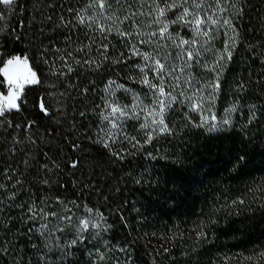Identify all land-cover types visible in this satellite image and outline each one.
I'll return each instance as SVG.
<instances>
[{
	"label": "trees",
	"instance_id": "1",
	"mask_svg": "<svg viewBox=\"0 0 264 264\" xmlns=\"http://www.w3.org/2000/svg\"><path fill=\"white\" fill-rule=\"evenodd\" d=\"M52 2L57 5L55 9L41 7L48 0L40 3L18 0L14 10L0 5V13L4 15L0 21L3 25L0 29V53H3L0 67L14 54H27L43 81L41 85L28 86L22 97L26 99L23 111L11 113L14 124L36 122L32 130L36 139L33 159L27 169L23 164L19 169L24 173V187L30 191L22 190L15 203L31 199L33 192L37 204L42 196L47 197L41 206L47 213L55 215L40 222L46 223L47 227L54 223L57 227L41 229L46 234L50 233V228L54 232L48 234L49 244L56 243V231H72V219L62 221L65 212L79 214L91 209L98 216L102 214L103 223L111 227L107 228L104 237H91L83 244L78 243L71 249L72 255L64 256L61 250L50 248L49 264H264V255H260L264 253V64L260 63L257 49H253L257 53L254 59L245 47V42L257 44L258 48L264 46V0H241L244 5V16L239 21L241 43L233 61L223 71L221 88L214 103L210 105L206 100L203 104V116L214 114L218 122L230 115L231 127L222 125L227 131L214 132L206 131L207 126L195 127L203 116L192 111L190 105L175 103L166 113V120L170 126L180 129L179 135L157 136L150 144H145V130L128 124L126 133L135 136L143 147H133L134 141L127 139L117 141L112 147L124 149L123 160L93 142L101 122L99 113L110 104L108 91H105L108 80H114L113 85H122V90H140L144 85L140 68L147 69L143 55L157 57L184 53L176 50L175 40H191L193 34L188 26L175 24L169 25L172 38L167 34L161 37L160 25L154 23L156 5L152 0H146L142 6L139 0H122L128 12H143V15L128 20H123L127 13L119 5H114L115 15L109 20L106 17L112 10L99 9L94 0ZM89 2H93V7L85 14L102 25H111L112 34L103 40L94 22L90 35L96 37V43L90 49L78 51L79 41L87 42L84 25L50 29L55 26L56 13L74 16L75 13H68L69 7L80 10ZM177 10L168 12V17H175ZM49 13H52V21L46 18ZM116 16L123 23L116 20ZM117 28L133 35L121 39L116 35ZM69 30L73 41L77 37L79 41L72 43L64 39ZM153 31L157 35H151ZM137 32L139 35L135 34ZM141 39L145 42L140 43ZM224 40L221 32L211 45L204 44L199 63H195L194 75L198 80L212 79L214 73L209 69L214 51L223 46ZM100 43L109 45L106 55L110 60L104 61L98 70H90L83 63L77 65L71 57L67 58V63L74 70L68 72L67 67H62L61 57L69 51L81 61L88 57L103 59L96 51ZM130 43L135 44L140 55L128 59ZM44 48L47 52L41 59L40 52ZM121 52L124 54L121 59L126 62L111 63ZM53 72L65 75H53ZM239 80L247 83V89L242 93L235 88ZM84 88L88 89L87 93L82 92ZM7 89L6 80L0 75V93L5 94ZM122 90L114 95L117 103L129 100V95ZM40 98L50 102V115L39 110ZM234 103L241 105V109L237 113H226ZM250 105H256L258 118L247 124ZM189 119L193 124H188ZM14 133H18L21 140L26 134L23 128L15 130L5 126L0 129V137L7 138L0 140V151ZM76 144L79 148L73 150L72 145ZM24 147L26 149L28 145ZM149 152L157 158L147 156ZM23 158V151L10 160L0 155V167L7 163L15 166ZM72 159L80 160L75 169L70 167ZM53 162L59 167H54ZM43 164L49 165L50 170H42ZM40 176L47 177L49 185H41L37 179ZM9 191L13 189L9 188ZM240 199L244 203H239ZM9 212L15 219L9 225L11 231L5 229L7 235L0 232V241H11L8 245L10 254L0 258V264H12L17 251L21 257L31 256L35 251L31 242L38 245L42 242L35 232L40 222L22 223L19 209L5 208L3 217H8ZM29 227H33L30 237L21 235ZM201 227L207 233V239L198 241Z\"/></svg>",
	"mask_w": 264,
	"mask_h": 264
},
{
	"label": "snow or ice",
	"instance_id": "2",
	"mask_svg": "<svg viewBox=\"0 0 264 264\" xmlns=\"http://www.w3.org/2000/svg\"><path fill=\"white\" fill-rule=\"evenodd\" d=\"M37 3H40L41 0H36ZM141 6L146 0H139ZM18 3V0H0V5H4L9 10H14L13 6ZM152 3L156 5L153 11L156 13V18L154 23L160 25L159 34L161 37L168 35L169 38H172V33L169 32V25L180 24L183 26H188L193 34V39H182V45H198L195 50H187L183 53L186 55V61L183 67H181L180 71L183 72L185 68L192 67L195 63H199L200 51L204 48V44L211 45L212 42L217 38V36L223 32L225 36V40L223 46L220 49H216L214 51V60L212 66L210 67V71L214 73L211 80L204 82L200 87L197 88V92L201 93L196 103L191 105V110L199 112L203 116V104L207 100V102L211 105L214 103V100L221 88V76L223 71L227 68L229 63L233 61L234 53L241 43V35L239 28V21L244 16V5L241 3V0H152ZM94 4L101 10L110 11V14L106 17V19L112 20L113 15H115L114 5H119L121 9H123L127 14L123 17V20H128L131 17L136 15H143V12L131 11L128 12L127 9L124 8V4L122 0H94ZM190 5V6H186ZM41 7H47L49 9H55L57 5H55L52 0H48L47 4H41ZM93 7V2H89L84 9H75L73 7H69L67 9L69 14L75 13L74 16L66 17L63 13H56L57 20L55 26L50 29L51 31H55L56 28L60 29H69V26L75 28L79 25L85 26V36L87 37V42L79 41V37L76 38V41H79L77 44L78 51H84L85 49H90L93 44L96 43V37L94 35H90L92 33V24L96 23V30L101 34V38L103 40H107L108 36L112 34V26H105L99 23L98 20H94L93 17L87 16L85 13L88 8ZM176 8H180L181 11L175 15V17H168V12L174 11ZM21 12L23 11V7L21 6ZM151 14V13H149ZM103 15V12L101 13ZM47 20L52 21V13L47 15ZM4 19V15L0 13V21ZM116 20H119L123 23V20L119 16L115 17ZM115 23V21L113 22ZM3 25H0V29H2ZM43 30V29H41ZM139 35V33H135ZM116 35L121 39H129L133 33L121 30L119 28L116 29ZM151 35L155 36L157 33L153 31ZM200 38H203L201 41ZM19 39V37H17ZM65 40L76 43L73 41L72 32L69 30L68 34L64 37ZM140 43H144V40H140ZM131 49V55L128 59H131L132 56L140 55L139 49L136 48L135 44H129ZM246 49L252 53L253 58H256L257 53L253 52V49H257L259 52L260 63L264 64V46L257 47V44L252 42H245ZM109 50V45L100 43L99 47H97L96 51L100 53L103 59H97L88 57L83 61L75 59L72 56V53L69 51L66 53V56H62L61 60L63 61L62 67H67L68 72H72L74 69L72 65L67 63V58L71 57L77 65L81 63L89 66L90 70L96 71L98 70L104 63V61H109L110 58L106 53ZM47 52V48H44L40 52V58L44 59V53ZM3 55V53H0ZM124 54L121 52L119 56L115 60H111V63H121L126 62L121 58ZM143 59L145 61H149L150 57L148 55H143ZM47 62V61H45ZM192 62V63H188ZM153 67L157 74V78L161 81L164 79L161 73L165 72V64L161 63L160 60L153 61ZM141 72H144V68H140ZM176 69L170 67L168 69V74L170 75L172 72H175ZM53 75L63 76L65 73L63 72H53ZM0 75H2L7 83L8 91L5 95L4 93H0V129L7 126L8 128H14L15 130H19L23 128L25 130V136L21 140L18 138V133H14L9 140L8 143L4 145L2 151H0V155L4 157L5 160H10L19 152H24V158L17 163L15 166L11 163L4 164L3 167H0V232L5 233V229L9 232L11 229L9 225L14 217H11L9 212L8 217H3L2 213L5 208L7 209H19L20 215L19 219L22 223L29 222H40L42 220H46L49 215H55V213H47L45 208L41 206L43 202L47 199L46 196L41 197L40 204H37L35 199V193H31V199L22 200L20 203H15L17 196L20 192L30 191L24 187L26 181L23 178L24 173L20 172V164H23L25 169L28 168L30 161L33 159L32 149L36 145V139L33 137L32 130L35 127L36 122L33 121H24L13 123V118L11 117V113H21L23 111L22 105L26 103V99H22L24 96L25 85H41L43 83L39 73L37 70H34L33 64H30L29 57L27 54L21 55H12L9 58L3 61V66L0 67ZM177 81H179V77H175ZM259 82V81H258ZM116 82L114 80H108L105 91H108L113 84ZM142 83L148 85L149 88L158 94L156 104L158 106L157 109H153L149 112V115L152 116L151 123L141 124L140 127L145 130L144 140L145 144H150L153 139L157 136L167 135H179L180 129H177L175 125L170 126V123L166 120V113L171 109L172 104L177 102V97L172 95V92L165 90L163 84H154L151 83L145 74ZM187 84H191L192 80L189 78L186 81ZM53 87L55 85H52ZM117 87H123L122 85H117ZM235 88L238 92H243L247 89V83L243 80H239L235 85ZM88 89H82L83 93H87ZM207 92V96L203 95L204 92ZM63 95V93H61ZM184 92L180 93V96H183ZM191 99V97H189ZM38 108L44 115H50V102L45 101L43 98H40L38 101ZM127 105L120 106L118 104H109L108 108L104 111L100 112L99 115L101 117V122L98 124V133L97 138L94 140V143L100 144L102 147L109 150V153L123 160L125 158L124 149L116 150L112 146L117 143V141L123 142L124 139L129 140L130 142L134 141L133 147H143L140 144V141L136 140L135 136H129L124 131V120L125 119H133L138 117V113L135 116H130L127 111ZM241 105L238 103H234L231 107L226 109V113H237L241 109ZM249 107V116L247 120V124L253 123L257 118V110L256 105H250ZM107 112V114H105ZM83 116L84 113L81 112ZM231 116L226 115L222 121L217 122L216 116L213 114L209 118L208 116H203V119L194 124L195 127H206V131L214 132L218 130L227 131V128H222V125H228L231 127ZM188 124H193V122L189 119ZM155 125V127H153ZM185 125L184 127H186ZM246 126V125H245ZM7 139L5 137H0V140ZM27 144L28 147L25 149L24 145ZM73 150L79 148V145H72ZM147 156L156 159L157 156H154L151 152L146 153ZM162 159H166V157H159ZM241 160L244 159L243 156L240 157ZM79 159L70 160V167L75 169L79 166ZM54 167H59L58 164L53 162ZM42 170H50L49 165L43 164L40 166ZM38 182L41 185H49V179L44 176L37 177ZM11 182V183H9ZM140 181L137 180V183ZM9 188L13 189V191H9ZM237 201H233L236 203ZM239 203H244L243 199L238 201ZM27 205V207H25ZM91 211V209H89ZM100 219L103 220L102 214L100 215ZM99 223L91 224L92 229H100ZM111 227V225H105L104 230ZM90 228L89 220L85 219L81 221L78 234L72 238L71 240H67L63 243L60 242L59 237L56 238L55 244H49V235L46 232L41 231V229H47V224L40 222L38 227H35V232L38 236L42 238V242L38 245L35 242H31V248L35 251L29 256L25 254L23 257L20 256L19 251L16 252L15 258L12 261V264H49V249L56 248L61 250L62 255L69 256L73 253L71 249L76 246L78 243L83 244L85 240L90 239L91 237H85L83 235L84 232L88 231ZM18 232L19 229L17 228ZM33 232V227H29L26 232L21 233V235L29 236ZM96 236H99L100 233L97 231L95 233ZM200 238L207 239V233L203 231V227H201V232L198 233V241ZM197 241V242H198ZM11 243L10 240L5 239L4 241H0V258L6 257L10 254V249L8 245ZM18 248L22 251V247L18 245ZM99 251V249H97ZM91 254V253H90ZM260 255H264V253H260ZM103 254L101 253V257Z\"/></svg>",
	"mask_w": 264,
	"mask_h": 264
},
{
	"label": "rangeland",
	"instance_id": "3",
	"mask_svg": "<svg viewBox=\"0 0 264 264\" xmlns=\"http://www.w3.org/2000/svg\"><path fill=\"white\" fill-rule=\"evenodd\" d=\"M186 6H190V5H186ZM180 11L181 9L178 8L177 13H179ZM175 42H176L175 46H176L177 51L181 50L182 52H186L187 50H190V49L195 50V48L197 47V46L191 47V45H182L180 39L175 40ZM167 45H169V42L167 43ZM167 53H169V51H167ZM148 56L150 57V60L149 61L144 60L147 69H144L142 79L144 78L145 74H147V77L151 83L158 84V85L162 83L163 86L165 87L166 92L170 91L172 92L173 96H176L178 98L176 103L183 102V105L189 107L188 105L191 106L193 103L197 102L199 95H201V93H198L196 90L198 87H200V85L206 82L204 80L206 78L203 77L200 80L197 79V77L194 75L195 74L194 71L197 70V67L195 66V64L192 67L185 68L183 72L180 71L181 67H183L185 64L186 55H183V53L180 52V53L168 54V56H165L164 54L157 56V57L151 54H149ZM157 59L160 60L161 63L165 64V72L161 73V75H163L164 77L162 81L157 78V74L153 67V61ZM188 63H192V62H188ZM170 67L175 68L176 71L172 72L169 75L168 69ZM177 76L179 77V81L175 79V77ZM189 78H191L192 80L191 84L186 83V81ZM28 86H31V85H25L24 92ZM120 90H122V88L120 87L118 88L116 85H112V87L108 90V95L110 97V104H118L120 106L127 105L128 106L127 111L130 116H135V114L137 113L139 114L138 117L136 118L124 120L123 122L124 131L126 132V126L128 127V124H132L131 126H133L134 128L138 127L139 129L143 130L140 127L141 124L151 123L152 116L149 115V112L152 111L153 109L158 110V106L156 104L158 94L154 93L149 88L148 85L144 84L143 87L140 88V90H129V89L122 90L123 92H126L129 95V100L127 102L117 103V101H115L114 95L118 93ZM182 91L184 92V95L180 96V93ZM6 94L7 92L5 93V95ZM203 95H205L206 97L207 92L205 91ZM189 97H191V99H189ZM174 104L175 103H173L172 105ZM205 116H208L210 118L211 114L208 113ZM74 214H76L75 215L76 218H74ZM74 214L70 212L69 213L65 212L62 215L61 218L63 222L66 221L67 218L72 219V221L74 222L73 223L74 225L71 227L72 231L70 232L59 233V231H56L57 233L54 236L59 237L60 242L65 241V240L66 241L71 240L73 236H76L79 232L81 221L85 219L89 220L90 228L88 231L84 232L83 235L88 234L90 237L95 238V239L99 236L104 237V233L106 232L104 230L105 224L103 223V220L100 219V216L96 215L94 212L89 211V210H85V212L83 213L80 212L79 214L77 213H74ZM93 223H99L101 226L100 229H92L91 224ZM53 224L54 223H52L51 226L54 227V229L57 228L53 226ZM51 226L49 225L47 229H49V227ZM97 231H99L100 233L99 236L95 235ZM48 234L49 235L54 234V232L51 231V228H50V233Z\"/></svg>",
	"mask_w": 264,
	"mask_h": 264
}]
</instances>
